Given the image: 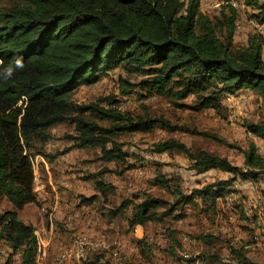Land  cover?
Masks as SVG:
<instances>
[{
    "label": "trees",
    "instance_id": "16d2710c",
    "mask_svg": "<svg viewBox=\"0 0 264 264\" xmlns=\"http://www.w3.org/2000/svg\"><path fill=\"white\" fill-rule=\"evenodd\" d=\"M247 2L255 8L252 17L264 26V0ZM221 6L212 17L202 12L199 0H17L12 6L0 7V203L5 198L12 205L0 211V238L10 245L11 254L20 253L18 264L37 261L35 227L23 222L18 210L27 203H38L33 156L45 154L43 147L55 124L74 126V133L64 135L72 142L70 148L99 147V160L116 163L113 169L103 167L90 175L103 201L114 186L101 176L136 167L128 161L130 154L117 135L159 126L167 132L209 136L241 151L244 161L240 166L225 156L194 150L175 137L153 143L152 153H183L196 174L217 168L231 176L186 191L176 179L156 173L153 184L166 188L171 200L143 191L124 197L108 210V215H116L130 208L126 217L130 228L169 217L182 219L184 207L190 204L216 214L219 198L235 191L232 183L237 177L264 179V155L255 143L240 149L221 136L162 116L123 111L111 95L84 103L69 97L80 85L98 82L121 65L128 74L142 75L139 84L148 92L169 96L178 106L193 111L220 108L225 94L244 89L264 98L263 35L252 34L246 44L236 45L238 9L231 4ZM17 59L22 69L15 68ZM9 65L14 70L5 79ZM190 96L188 103L185 100ZM245 129L264 139V121L248 123ZM97 198V194L83 196L82 202ZM136 243L142 254L150 253L144 239ZM177 246L173 243L168 255L175 258ZM187 261L194 262L195 257ZM4 264H11L10 259ZM221 264L259 263L247 256L244 247L230 245L227 261Z\"/></svg>",
    "mask_w": 264,
    "mask_h": 264
},
{
    "label": "rangeland",
    "instance_id": "374dc122",
    "mask_svg": "<svg viewBox=\"0 0 264 264\" xmlns=\"http://www.w3.org/2000/svg\"><path fill=\"white\" fill-rule=\"evenodd\" d=\"M16 1L17 0H0V7L12 6L16 3ZM199 1L202 12L210 17L218 15L222 8L221 5H224V3H221L219 0ZM236 1L237 5L234 7L238 10L235 21L236 27L234 31V43L236 45L246 44L249 36L256 33L263 35L264 39V26L254 25V18L252 17V14L254 13L255 8L251 4H248L247 0ZM142 77V75L135 73L128 74L123 66L119 65L110 69L108 73L102 76L98 82L90 85H80L75 91L70 92L69 97L72 100L84 103L98 101L101 97L111 95L117 100V106L123 111H130L136 115H144V113H148L152 116H162L170 120L172 123L186 125L190 128H196L199 130H205L210 134L221 136L234 145H237L240 149L246 148L252 142L255 143L259 152L264 155V139L255 138L256 140H254L253 136H251L245 129V126L248 123H259L264 121V98L256 91L244 89L230 95L225 94L222 97V105L220 108L207 107L200 111H193L189 108L178 106L169 96L157 94L155 92H148L145 87L139 84ZM191 100L192 97L190 96L185 101L189 103ZM102 123L106 124L107 122L103 121ZM50 130V143L59 141V146H56L57 151L65 149L67 147L66 145H68L66 144L67 139L64 135L75 132L74 126L69 123H58L51 126ZM168 137L178 138L185 142L188 146H191L194 150L203 149L211 154L225 156L233 164L240 166L243 164V155L240 150L224 145L212 137L205 135L190 134L181 131L167 132L159 126H156L151 130L135 131L132 133L117 135V141L121 142L123 148L130 154L128 161L135 162L136 167L126 170L122 174L111 171L105 172L101 176L102 180L111 183L119 180L117 176L121 177L120 181H118V185H122V187L117 191L114 190L113 192L108 193L109 199L105 200L108 204H110V207H115L121 199L127 195L130 196L133 193L143 191L150 192L154 195H161L171 200L172 195L166 188L153 184L154 176L158 172L164 174L166 177L171 176L176 179V181L181 183L180 185L184 190L189 189L192 185H194L192 178L193 172L190 170L188 161H184L185 156L181 152L173 151L157 155L149 151L153 143L164 140ZM83 148L88 155L87 162L89 164V176L91 175L90 173H96L103 167H112V169L116 167L115 163H111L110 166H108L104 165V161L99 160V147L88 146ZM71 166L75 167V164H72ZM178 168L179 171H176ZM85 175L86 174H84V176ZM211 176H214V179H218L220 178L221 173L215 172ZM113 186L115 189L116 186L114 184ZM253 187L255 188L251 190L250 194H244L245 197L248 196L247 203L244 204V210L249 207L254 208L253 204L257 205L258 208L263 205L260 193L262 192V189H264V180H261V182L257 185H253ZM243 190L246 189L243 188ZM256 200L260 203H257ZM228 201L231 202L230 200ZM4 203H6V199L0 203V207L2 209L8 208L9 204ZM96 206L105 207V204H103L102 200H97ZM193 209L194 212L192 213L200 211L198 205ZM222 210L225 212L222 215V218L225 221V227L223 229H215L212 227L211 220L209 222L210 225L205 224V227H208L209 229L213 228L218 234L217 240L212 244L211 251H214L219 257L226 256L229 254L228 245H230L231 242L239 245L240 240H253L257 242V250L247 248V252H250L248 254L252 259L259 260V263L264 264V221L262 220L260 225L256 224L253 232L243 233L242 230L243 227L245 229V224H240V227L236 224H232V222H230L231 220L228 218L231 214V210L225 205L222 207L219 206L220 215ZM123 213L127 214L128 210H125ZM206 214L212 216L209 212ZM236 216L238 215L236 214ZM238 217H240V215ZM220 223H223V221L221 222L218 219V227L220 226ZM230 223L231 225L228 227L227 225ZM120 228L122 227L120 226ZM234 228H242V232L239 229ZM245 232L247 231L245 230ZM69 236H71V234ZM73 236L72 238H69L70 240L68 237L67 240H62L63 244H69L73 239ZM187 236L192 238L194 235L188 234ZM106 237L108 239H113L115 238V235L108 234ZM118 238L119 236L116 237V239ZM119 243L121 245L120 240ZM133 244H135V242H133ZM133 244L131 243L133 250L130 249L131 246L129 247V252L120 248V252L117 256H113L107 251L91 252L86 260L80 261L76 264L166 263L162 254H159L160 252L158 250L162 249L157 243H151L150 255L147 254L143 256H139V249L138 247L136 249ZM60 245L61 244L59 243L53 247L47 246V256L45 259L43 258L41 260L39 256V261H36V264H52V260L57 255ZM182 251L183 250H181V252ZM178 255L179 259L182 258L187 260V257L182 256V253L178 252Z\"/></svg>",
    "mask_w": 264,
    "mask_h": 264
},
{
    "label": "crops",
    "instance_id": "0c3cea01",
    "mask_svg": "<svg viewBox=\"0 0 264 264\" xmlns=\"http://www.w3.org/2000/svg\"><path fill=\"white\" fill-rule=\"evenodd\" d=\"M249 134L253 136L254 140H256V136L251 133ZM48 141L43 147L45 154H35L33 156L35 162L34 191L37 195L38 203H27L18 210V217L26 224H31L35 227V233L40 240H38L40 251L41 248H44V243L49 247H53L60 243L61 245L59 247H61L65 245L62 240H67V237L68 239L72 238L75 233L88 229L90 233L96 237H106L108 234L115 235V238L119 236L118 239L122 243L121 248L127 252H129V247L133 242H135L133 246L135 245V248L137 249L138 245L136 240L138 239H144L149 245L155 242L162 249L158 251L160 252L159 254H162L165 258V264H221L227 261L229 254L219 257L214 251H211L212 244L217 240L218 234L213 228L209 229L208 227H205V224L210 225L209 222L211 220L212 227L215 229H223L225 227V221L222 218V215L225 213L223 210L221 215L218 211L216 215L210 214L212 216L207 215L204 211L192 213L194 212L193 208H195L196 205L190 204L184 207L186 216L182 219H172L169 217V219L166 218L160 223L148 222L130 228L126 218L130 213V209H127V214L123 213V211L116 215H108V210L111 208L110 204H108L107 201H103L99 191L95 188L94 178L89 176V164L87 162L88 155L85 149L83 147L70 148L72 142L67 139V147L57 151L56 146H59V141H56L55 143H50V141ZM68 148L69 150L63 153V151ZM155 154L159 155L161 153ZM184 158V161H188L190 166L191 161L186 156ZM111 163L115 162H104V165L110 166ZM72 164H75V167L71 166ZM190 170L193 172L192 178L194 185L189 189H186V191H189L193 187L201 186L202 184L216 180L214 179V176H211L215 172L221 173V176L218 179H226L231 176L229 172L217 168L209 169L200 174H196L191 168ZM176 171H179V168ZM84 174L86 175L84 176ZM117 177L119 178L118 181H120L121 177ZM168 177L172 178L171 176ZM261 180L264 179L244 180L237 177L232 183V188L235 191L226 194V196L219 198L218 200L219 206L222 207L225 205L231 210V214L228 218L231 220L230 222H232V224H236L237 226L242 223L245 224V229L243 227L242 230L243 233L253 232L255 225H260L261 221H264V196L262 192L260 193V197L263 200V205L260 208L253 204L254 208L249 207L248 209H243L245 207L244 204L247 203L248 200V196L245 197L244 194H250L251 190L255 188L253 185L259 184ZM118 181L112 182L116 186L114 189L116 191L122 187V185H118ZM243 188L246 190H243ZM95 194L98 195L96 200L91 203L82 202L83 196L90 197ZM128 196L129 195L125 197ZM107 199H109V195L107 196ZM3 200H5V198L2 199V201ZM97 200H102L105 207L96 206ZM6 203L9 204V209L12 208L11 203H9L7 199ZM257 203L260 202L258 201ZM2 210L3 209L0 207V211ZM239 211H241L242 214ZM236 214L238 216L240 215V217L236 216ZM217 218L221 222L223 221V223H220L219 227L217 226ZM229 225H231V223L227 226L229 227ZM120 226L122 228H120ZM234 229H239L241 231L242 228ZM245 230L247 232H245ZM70 234L71 236H69ZM188 234L194 236L191 238L190 236H187ZM205 235H211V237H204ZM173 243H180V246H177L176 249L177 258H174L167 253V250ZM232 244L233 243L231 242L230 245L237 248L241 246L244 247L247 256L251 260L256 263L260 262L259 260L252 259L248 254L250 252H247V248L257 250V242L253 240H240L239 245ZM230 245H228V249ZM130 249L133 250V247L131 246ZM181 250L183 251L181 252ZM178 252H186L189 257H195V261L188 262L182 258L179 259ZM11 253L12 248L10 245L4 238H0V264L6 263L9 259L11 264H18L20 261V253ZM138 254L139 256L147 255L142 254L140 249L138 250ZM148 254L150 255V253ZM38 257L39 255L37 254V261H39Z\"/></svg>",
    "mask_w": 264,
    "mask_h": 264
},
{
    "label": "bare ground",
    "instance_id": "6f19581e",
    "mask_svg": "<svg viewBox=\"0 0 264 264\" xmlns=\"http://www.w3.org/2000/svg\"><path fill=\"white\" fill-rule=\"evenodd\" d=\"M224 4H231L233 6H236L237 1L226 0ZM253 21L255 26H262V24L259 23L257 20L254 19ZM80 238L82 244H88L82 246L81 257L75 256L76 244H73L74 240ZM120 248L121 245L119 243V240L116 238L108 239L107 237H101L99 239L94 240V236L92 234H82L81 231L74 234L73 239L69 244L59 247L58 253L53 259V264H76L79 263L80 261L86 260L88 255L94 251H107L111 255L117 256L120 252ZM38 251H40L39 247H38Z\"/></svg>",
    "mask_w": 264,
    "mask_h": 264
},
{
    "label": "built area",
    "instance_id": "2783aa9c",
    "mask_svg": "<svg viewBox=\"0 0 264 264\" xmlns=\"http://www.w3.org/2000/svg\"><path fill=\"white\" fill-rule=\"evenodd\" d=\"M82 234H91L90 231L87 229L85 231H82ZM101 237H96L94 236V240L95 239H99ZM76 244V253L75 256H80L81 257V251H82V246L83 245H88V244H82L81 238L80 239H76L74 240V243ZM38 255L40 256V259H43L47 256V244L44 243V248H41V252H38ZM183 257H188V254L186 252H184L182 254ZM52 264H53V260H52Z\"/></svg>",
    "mask_w": 264,
    "mask_h": 264
},
{
    "label": "clouds",
    "instance_id": "9594fccd",
    "mask_svg": "<svg viewBox=\"0 0 264 264\" xmlns=\"http://www.w3.org/2000/svg\"><path fill=\"white\" fill-rule=\"evenodd\" d=\"M24 67V65H23V63L21 62V60H19V59H17L16 61H15V68H23ZM13 66L12 65H9L5 70H4V73H3V75H4V78L5 79H7L8 77H10L11 75H12V73H13Z\"/></svg>",
    "mask_w": 264,
    "mask_h": 264
}]
</instances>
